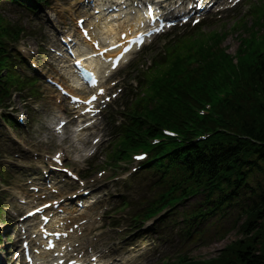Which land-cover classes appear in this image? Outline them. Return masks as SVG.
I'll return each mask as SVG.
<instances>
[{
    "label": "trees",
    "instance_id": "16d2710c",
    "mask_svg": "<svg viewBox=\"0 0 264 264\" xmlns=\"http://www.w3.org/2000/svg\"><path fill=\"white\" fill-rule=\"evenodd\" d=\"M0 29H4L1 23ZM0 43H3L1 37ZM195 55L198 60L195 65L189 63L191 56H186L169 76L157 81L156 110H148L143 117L145 123L149 120V125L142 136L161 135V126L189 136L186 120L194 112L193 105L199 99L212 100L210 95H214L215 89L231 87L225 98L216 104V110L225 116L224 121L223 118L215 122L209 117H199L197 123L203 130L222 125L230 129L231 134L223 132L186 149H166L175 144L174 139L170 145L159 147L163 150L162 158L155 163L158 171L171 183V191L187 185L184 194L201 189L213 192L222 181H231L232 176L239 174L245 163L258 169L264 164V54L253 44L242 42L238 52L239 66L219 43ZM5 61L0 50V68ZM253 139L262 144L254 145ZM239 177L246 182V174L240 173ZM254 203L255 220L248 222L246 238L237 244L235 256L226 259V264H264V185L255 192Z\"/></svg>",
    "mask_w": 264,
    "mask_h": 264
},
{
    "label": "rangeland",
    "instance_id": "374dc122",
    "mask_svg": "<svg viewBox=\"0 0 264 264\" xmlns=\"http://www.w3.org/2000/svg\"><path fill=\"white\" fill-rule=\"evenodd\" d=\"M247 2V1H246ZM244 3L242 6L247 8L248 2ZM55 10L57 12V18L54 20V23L58 27H62L65 24L70 25V21L72 18V9L71 0H58L57 4L54 5ZM237 15L232 13L227 14L223 17V19L218 20L214 23V25L210 28L211 30H219L222 32L227 33L228 39L225 41L226 48L229 50L230 53L235 54L240 44V36L245 35L244 33L239 34V29L236 26ZM28 27L31 29L33 26L41 28V34L38 36L34 34L28 37L25 42L30 45H35L39 39H44L46 32L45 29L41 26V22L39 23H32L31 21L27 20L25 22ZM47 23V22H46ZM50 28V27H49ZM209 27H206L205 30H208ZM37 30V29H36ZM35 30V31H36ZM38 33V32H37ZM157 53L152 52L146 56V58L155 57ZM43 71H46V67L43 65H38ZM137 72V71H136ZM136 74V73H134ZM123 75V73H122ZM23 98L16 99V105L21 110H25L27 113L30 114L31 119L33 121L39 120H48L54 113L55 107L54 101L51 99V94L47 91L41 89L40 94L37 98L30 100V104L25 105L26 103L22 101ZM109 124L103 121L100 124V128L102 132L107 136L110 132L112 134V124L111 130L109 132L108 128ZM10 128V127H9ZM12 130V128H10ZM5 129L1 130L0 133ZM13 131V130H12ZM15 131L12 132V137L16 138ZM3 137L0 135V141H3L2 144L7 145L9 139L6 137V133L3 132ZM97 134H95L96 136ZM37 133L30 135L29 137H18V141H14L13 145V154L10 156H4L3 166H5L9 171H13L17 167L25 164L29 159H31V153L27 151V149L35 150L36 147L39 146V140L37 139ZM114 137V135H113ZM114 139V138H113ZM68 148H74V143L69 142ZM22 147H26V149H22ZM106 148V145H103L102 149ZM57 148L53 146H44L40 148L41 152L52 154L56 151ZM107 157V151H105L104 155L99 154V158L105 160ZM122 165L124 163H121ZM120 164V165H121ZM125 170L123 169H108L106 173L99 177V181L97 182V188L101 189L106 187V189L99 192L100 200H101V211L104 216L103 220L106 224L109 223L110 217L108 216L109 213H114V206L124 200L125 197L127 200H130V205L133 209H140L141 202L144 201V198L140 197V195L149 198V194L151 191L148 190L147 192L141 194L139 185L131 178L128 180H123L125 174ZM98 176V175H97ZM1 182V181H0ZM15 199V196L12 195L11 201ZM2 206V205H1ZM126 215L130 217L131 208H125ZM3 217L0 215V220ZM213 218L212 220H214ZM130 218L128 219V221ZM9 222L6 220L0 222V236L7 235L9 233L10 227L14 225L8 224ZM221 223V222H220ZM240 222H238L239 224ZM235 227L234 230H231L226 238L221 242H216L214 238L218 237L222 234L223 230L220 232L216 225H212L206 229L208 231L207 234L204 235L202 240L197 242H184L181 239V236L173 231V230H164L161 235H150L140 233H134L128 237H125L127 234L126 231L119 232L116 229L112 230V233L118 237L117 242L120 244H125L127 247L126 256L139 255V261H142L146 264H161L165 261H174L178 256L183 254H188L190 257L195 259H209L218 255L219 250L223 248L225 245L229 244L233 240H237L243 235L238 231L239 226ZM119 225V222L117 223ZM220 225H223L222 223ZM229 223L226 222V226L229 227ZM182 226V225H180ZM179 226V227H180ZM224 226V225H223ZM110 229V228H109ZM180 229V228H179ZM120 234V235H117ZM109 236V235H108ZM156 239L161 240L162 243H159ZM0 249L3 250V244H0ZM4 253V252H3ZM5 254V253H4ZM3 254H0V258H3ZM6 256V254H5Z\"/></svg>",
    "mask_w": 264,
    "mask_h": 264
},
{
    "label": "bare ground",
    "instance_id": "6f19581e",
    "mask_svg": "<svg viewBox=\"0 0 264 264\" xmlns=\"http://www.w3.org/2000/svg\"><path fill=\"white\" fill-rule=\"evenodd\" d=\"M126 13H128V12H126ZM107 16L108 15L102 14V15L97 16V18L98 19H102V17H107ZM115 16L116 15H114V17ZM118 16H119V18L115 19L117 22H110L109 21L106 24V26H105V37H102L101 38L102 42H107V41L110 42V41H113V40L116 39L117 35L120 37V35H121L122 32H124V31L129 32V31L133 30V28H134V21H133V17L132 16L125 15L124 13H120V14H118ZM95 36L98 37V38H100L99 35H97V34H95ZM89 62H91V64ZM83 63L86 66L94 65L95 68H99V62L96 65L95 64L96 63L95 61L84 60ZM63 80L69 85L67 88H68V90L70 92L77 93L79 90H82V89H80L77 86V83H79L80 80H76L74 82V84L73 83H70V80L67 77H64L63 76ZM58 81L61 82L60 80H58ZM59 98L61 100H64V97L63 96H59ZM59 123H60V121L58 122V124ZM76 136H79V134H77ZM20 198H24V197H20ZM25 208H27V211L26 212H28L29 210H31L32 207L26 206ZM76 210H77L76 207H71L70 209H66L65 212L69 215V217H71V216H74L75 215L74 212H76ZM63 220H67V219L64 218ZM74 222H76V220H73V223ZM29 224L31 226L35 227L36 226V220L35 219L29 220ZM84 228H85V225H80V230H83ZM78 230L75 231V232L78 233L79 232ZM35 232H37V231H34L33 233H35ZM77 241H78L77 240V236L71 235V238L68 239L67 247L72 246V245L75 246L76 245L75 243ZM80 244H83V242H81ZM40 259H43L44 261H50V260H52V254L43 251V255L40 257Z\"/></svg>",
    "mask_w": 264,
    "mask_h": 264
}]
</instances>
